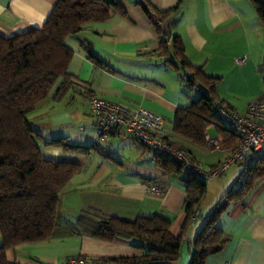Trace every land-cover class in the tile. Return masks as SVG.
I'll list each match as a JSON object with an SVG mask.
<instances>
[{
	"label": "crops",
	"instance_id": "crops-1",
	"mask_svg": "<svg viewBox=\"0 0 264 264\" xmlns=\"http://www.w3.org/2000/svg\"><path fill=\"white\" fill-rule=\"evenodd\" d=\"M118 1L125 15L113 13L107 21L91 23L66 39V45L74 52L68 67L73 87L61 95H55L53 90L28 115L41 136L47 159L77 162L84 168L59 197L57 222L51 236L8 249L10 264H63L80 256L104 264L99 260L142 254L138 241L93 237L94 228L80 218L89 209L128 220L160 214L171 221L174 235L182 231L187 197L183 181L165 176L155 165L150 149L126 131L100 137L90 112L89 92L131 108L144 106L158 113L164 120L168 139L184 148L203 168L213 167L232 155L231 148L222 145L221 149H209L173 131L175 113L198 98L196 89L201 91L202 86L189 82L192 73L188 76L183 70L176 71L166 61L169 58L178 63L171 45L169 57L159 54L161 40L148 7L165 11L178 5L173 16L162 20L159 26L167 35L180 36L193 65L203 66L208 75L221 77L217 100L231 106L230 109L244 111L249 102L264 95V27L250 0ZM57 2L0 0V35L10 37L41 28ZM89 49L109 67L96 65L89 58ZM239 57L245 60L237 63ZM209 133L223 143L222 135ZM60 139L64 143L53 142ZM230 167L208 182L199 214L186 228L181 257L174 264H190L194 241L207 217L246 170L245 166L233 170ZM148 185L161 186L163 193L150 194ZM218 225L227 243L222 251L210 255L205 264H264V177L243 203L229 205Z\"/></svg>",
	"mask_w": 264,
	"mask_h": 264
},
{
	"label": "trees",
	"instance_id": "trees-1",
	"mask_svg": "<svg viewBox=\"0 0 264 264\" xmlns=\"http://www.w3.org/2000/svg\"><path fill=\"white\" fill-rule=\"evenodd\" d=\"M250 1L264 27V0ZM150 8L166 21L177 11L178 5L165 11L150 6L147 12ZM113 13L126 14L118 0H58L41 28L10 37L0 35V264H10L8 249L51 236L57 222L59 197L71 179L84 168L77 162L47 159L42 151L41 136L28 115L53 90L55 95H61L73 87L68 67L74 52L66 45V39L91 23L107 21ZM155 25L161 40L159 54L169 57L171 45L178 63L169 58L166 61L176 71L186 73L189 70L192 73L189 82L202 86L200 96L175 113L173 131L200 145H206L208 132L220 134L224 138L222 145L235 150L239 138L215 110L221 77L208 75L203 66L193 65L180 36L167 35L161 26ZM89 58L98 66L109 67L90 49ZM261 67L264 69V50ZM60 77L63 78L56 86ZM53 142L64 143V140ZM152 154L155 165L165 176L180 179L185 185L186 219L182 231L174 235L170 230L171 221L160 214L128 220L92 209L85 210L80 218L94 228L91 232L93 237L104 241L117 238L138 241L143 248L138 256L106 258L99 262L174 264L181 257L183 235L207 194L208 180L188 170L185 163L175 157ZM257 154L247 156V159L253 157L254 160L245 168L246 177L237 180L207 217L194 241L195 250L190 264H205L210 255L224 249L227 239L218 221L231 203H243L264 177V157H256Z\"/></svg>",
	"mask_w": 264,
	"mask_h": 264
},
{
	"label": "built area",
	"instance_id": "built-area-1",
	"mask_svg": "<svg viewBox=\"0 0 264 264\" xmlns=\"http://www.w3.org/2000/svg\"><path fill=\"white\" fill-rule=\"evenodd\" d=\"M149 15L157 25L162 24L154 9H149ZM245 57L236 59L242 63ZM90 112L94 119V126L100 137L109 138L114 134L126 131L130 136L145 143L152 152L167 154L185 163L186 168L199 176L210 180L220 177L234 162L245 161L251 153H258L264 157V96L247 104L244 111L228 108L216 100L215 110L218 116L237 134L239 140L232 155L224 161L210 168H203L191 159L182 148L175 146L167 138V129L163 118L156 112L139 106L131 108L117 101L95 93H88ZM206 146L209 149H221L222 140L206 134ZM150 194L160 195L163 188L158 185H148ZM196 210L193 217H197ZM63 264H95L85 257H72ZM225 264H230L226 262Z\"/></svg>",
	"mask_w": 264,
	"mask_h": 264
},
{
	"label": "rangeland",
	"instance_id": "rangeland-1",
	"mask_svg": "<svg viewBox=\"0 0 264 264\" xmlns=\"http://www.w3.org/2000/svg\"><path fill=\"white\" fill-rule=\"evenodd\" d=\"M198 89V90H197ZM196 89V93H198L199 95L201 94V91H200V89L199 88H197ZM257 156H261L260 154H257L256 155V157ZM253 157H250V158H248L247 159V161H237V162H234L233 164H232V166L230 167V169H234L236 166H241V168H244V166L246 167H249L252 163H253ZM246 177V170H245V172H243V177H242V179H244ZM210 180H212V179H210ZM210 180H208V182L210 181ZM213 192L211 191V193H210V195L211 196H213Z\"/></svg>",
	"mask_w": 264,
	"mask_h": 264
},
{
	"label": "water",
	"instance_id": "water-1",
	"mask_svg": "<svg viewBox=\"0 0 264 264\" xmlns=\"http://www.w3.org/2000/svg\"><path fill=\"white\" fill-rule=\"evenodd\" d=\"M186 74H187L188 76H191V72H190L189 70H186Z\"/></svg>",
	"mask_w": 264,
	"mask_h": 264
}]
</instances>
